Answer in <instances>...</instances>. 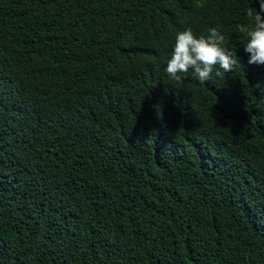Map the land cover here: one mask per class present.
<instances>
[{"label": "trees", "instance_id": "trees-1", "mask_svg": "<svg viewBox=\"0 0 264 264\" xmlns=\"http://www.w3.org/2000/svg\"><path fill=\"white\" fill-rule=\"evenodd\" d=\"M249 7L0 0V264H264ZM213 27L234 70L173 80L177 34Z\"/></svg>", "mask_w": 264, "mask_h": 264}, {"label": "clouds", "instance_id": "clouds-1", "mask_svg": "<svg viewBox=\"0 0 264 264\" xmlns=\"http://www.w3.org/2000/svg\"><path fill=\"white\" fill-rule=\"evenodd\" d=\"M259 11L254 7L247 9L249 24H238L237 31L247 38L245 52L250 54L249 64L264 65V0H256ZM225 36L215 27L208 35L195 37L191 28L177 34L175 45L166 67V72L175 81H181L190 70L200 82L211 78L214 68L219 66L224 73L232 72L239 63L236 54L229 51ZM219 76L220 72L217 71Z\"/></svg>", "mask_w": 264, "mask_h": 264}]
</instances>
